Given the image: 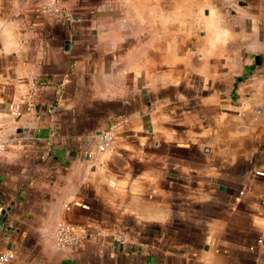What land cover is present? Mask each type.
<instances>
[{"label":"crops","instance_id":"1","mask_svg":"<svg viewBox=\"0 0 264 264\" xmlns=\"http://www.w3.org/2000/svg\"><path fill=\"white\" fill-rule=\"evenodd\" d=\"M182 1L0 0L10 264H264V0Z\"/></svg>","mask_w":264,"mask_h":264},{"label":"built area","instance_id":"2","mask_svg":"<svg viewBox=\"0 0 264 264\" xmlns=\"http://www.w3.org/2000/svg\"><path fill=\"white\" fill-rule=\"evenodd\" d=\"M52 11L59 12V8L53 7ZM28 81L30 84V93L28 94L29 101H27V109H30L32 105L33 95L35 93V90L37 89V77L35 75H31ZM11 108L14 112L20 113V108L18 105H12ZM126 121V118L116 119L112 121L106 129L96 133L92 138V145L83 149V155L86 158L91 159L96 153L113 152L115 150V131ZM56 236L58 244L61 246L77 242L75 228L70 224H60L57 228ZM118 240H120V238H118ZM261 241L262 239H259V242ZM250 249H253V247H250ZM14 257L15 254L12 250L3 251L0 253V264H10Z\"/></svg>","mask_w":264,"mask_h":264},{"label":"rangeland","instance_id":"3","mask_svg":"<svg viewBox=\"0 0 264 264\" xmlns=\"http://www.w3.org/2000/svg\"><path fill=\"white\" fill-rule=\"evenodd\" d=\"M195 1H196L195 5L197 7V11H199L200 14L203 15L205 9H208L211 6H223L227 4L228 0H195ZM188 2L189 0H183L181 4L188 5ZM246 80L249 86H255L260 88L261 93L259 94L258 100L261 103H264V67H260L259 70L253 71L252 75L249 78L247 77Z\"/></svg>","mask_w":264,"mask_h":264},{"label":"water","instance_id":"4","mask_svg":"<svg viewBox=\"0 0 264 264\" xmlns=\"http://www.w3.org/2000/svg\"><path fill=\"white\" fill-rule=\"evenodd\" d=\"M257 61H259V57H257Z\"/></svg>","mask_w":264,"mask_h":264}]
</instances>
